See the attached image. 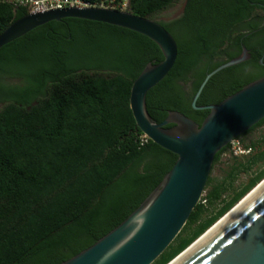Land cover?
<instances>
[{"label": "trees", "instance_id": "1", "mask_svg": "<svg viewBox=\"0 0 264 264\" xmlns=\"http://www.w3.org/2000/svg\"><path fill=\"white\" fill-rule=\"evenodd\" d=\"M80 1L121 10V0ZM176 2L127 0V10L155 20ZM26 14L0 1V32ZM159 23L174 37L177 58L146 95L153 122L176 112L200 126L209 111L192 109L194 94L242 47L252 50L250 60L213 75L196 106L218 104L264 77V0H184L178 18ZM162 59L143 35L74 18L0 49V77L20 79L0 84V264H60L115 228L160 184L176 156L150 140L139 144L129 94L143 68ZM262 125L264 118L236 139L248 150L243 162L230 153L225 177L208 178L183 229L152 264L168 263L264 178V131L248 144L241 140ZM228 148L215 155L211 171ZM253 170L245 185L234 186L239 173Z\"/></svg>", "mask_w": 264, "mask_h": 264}, {"label": "water", "instance_id": "2", "mask_svg": "<svg viewBox=\"0 0 264 264\" xmlns=\"http://www.w3.org/2000/svg\"><path fill=\"white\" fill-rule=\"evenodd\" d=\"M74 18L130 30L157 45L162 61L147 64L133 80L129 109L136 130L152 143L174 154L176 160L160 184L120 224L60 264H152L174 241L199 203L210 176L215 155L264 118V77L218 104L196 106L207 81L219 71L242 63L246 50L206 74L191 107L208 110L198 126L188 117L171 112L161 122L151 120L146 95L171 71L177 58L174 37L158 22L127 10L83 6L29 13L0 32V49L51 21ZM172 124L173 127L166 128ZM264 178L230 210L168 263L183 255L219 221L225 218ZM174 264H264V184L222 224Z\"/></svg>", "mask_w": 264, "mask_h": 264}, {"label": "rangeland", "instance_id": "3", "mask_svg": "<svg viewBox=\"0 0 264 264\" xmlns=\"http://www.w3.org/2000/svg\"><path fill=\"white\" fill-rule=\"evenodd\" d=\"M183 6H184V0H177V2L171 8H169L168 10L164 11L161 15H159L155 19V21L168 23L170 21L175 20L176 18H178L181 15ZM121 10H125V6L122 4H121ZM176 32L179 33V31L177 29H176ZM19 83H20V79H18V78H9L6 76L0 77V84L5 85V86L17 85ZM1 105L2 104L0 103V107H1ZM263 131H264V125L253 129L251 132H249L248 134L241 137L242 143L243 144L250 143L251 141L257 139L263 133ZM237 143L240 146V144H241L240 141L239 142H238V140L232 141L229 144V148L227 149V151L224 154H222L220 161L214 165L212 171L210 172V176H209L212 179L213 183H217V182L221 181L225 177V174L228 172L230 166H232L234 161L231 159L230 153L232 154L236 150V148L238 147ZM233 155H236V157L239 158V162L240 161L243 162L240 156H242L244 154L241 155V153H238V154L233 153ZM253 174H254V170L249 172V173H239L236 176L234 186L236 188L242 187L243 185L246 184L248 179L251 176H253ZM204 195H205V192L203 193L201 198H203ZM227 196H229V195H227ZM227 196H226V198H227ZM210 213L211 212H209L208 214H210Z\"/></svg>", "mask_w": 264, "mask_h": 264}, {"label": "built area", "instance_id": "4", "mask_svg": "<svg viewBox=\"0 0 264 264\" xmlns=\"http://www.w3.org/2000/svg\"><path fill=\"white\" fill-rule=\"evenodd\" d=\"M0 1L8 3L16 8L24 7L26 8L28 13L45 12L48 10L62 9L67 7L89 6L88 4H85L80 0H0ZM121 4L126 7L127 0H121ZM148 140L149 139L144 134H142V136L140 137L139 144L144 145L148 142ZM233 153L247 154L248 150L245 151L238 145V147Z\"/></svg>", "mask_w": 264, "mask_h": 264}, {"label": "bare ground", "instance_id": "5", "mask_svg": "<svg viewBox=\"0 0 264 264\" xmlns=\"http://www.w3.org/2000/svg\"><path fill=\"white\" fill-rule=\"evenodd\" d=\"M264 184V182L259 185V187L257 189H255L253 191V193H255L262 185ZM253 193H251L250 195L247 196V198H245L235 209H233L225 218H223L221 221L217 222L211 229L210 231H208V233L203 237L201 238L199 241H197L192 247H190L188 249V251H186L183 255H181L178 259H176L175 261H173V263L171 264H174L176 263L180 258H182L186 253H188L191 249H193L197 244H199L204 238H206L211 232H213L220 224H222L236 209H238Z\"/></svg>", "mask_w": 264, "mask_h": 264}, {"label": "flooded vegetation", "instance_id": "6", "mask_svg": "<svg viewBox=\"0 0 264 264\" xmlns=\"http://www.w3.org/2000/svg\"><path fill=\"white\" fill-rule=\"evenodd\" d=\"M246 50V59L243 61V62H245V61H249L250 60V58H251V51L252 50H249V49H247V48H245V47H242V51H241V53H240V55H242V53H243V50ZM239 55V56H240ZM263 59H264V56H262L259 60H258V64H259V66H261V67H264V61H263ZM251 70V67L249 66V68L247 69H245V71L244 72H248V71H250ZM232 83V81L230 82V84ZM226 90H228V89H226Z\"/></svg>", "mask_w": 264, "mask_h": 264}, {"label": "clouds", "instance_id": "7", "mask_svg": "<svg viewBox=\"0 0 264 264\" xmlns=\"http://www.w3.org/2000/svg\"><path fill=\"white\" fill-rule=\"evenodd\" d=\"M127 6V5H126ZM95 7V6H94ZM102 7V6H101ZM105 8H108V7H105ZM126 8V7H125ZM112 9V8H111ZM29 14V13H28Z\"/></svg>", "mask_w": 264, "mask_h": 264}]
</instances>
